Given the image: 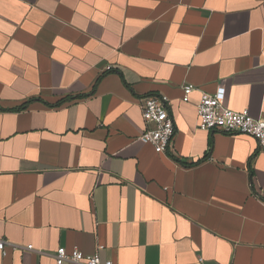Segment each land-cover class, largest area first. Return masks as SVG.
Wrapping results in <instances>:
<instances>
[{
    "label": "crops",
    "instance_id": "0c3cea01",
    "mask_svg": "<svg viewBox=\"0 0 264 264\" xmlns=\"http://www.w3.org/2000/svg\"><path fill=\"white\" fill-rule=\"evenodd\" d=\"M219 88L264 120V0H0V264H264V150L197 126Z\"/></svg>",
    "mask_w": 264,
    "mask_h": 264
},
{
    "label": "built area",
    "instance_id": "2783aa9c",
    "mask_svg": "<svg viewBox=\"0 0 264 264\" xmlns=\"http://www.w3.org/2000/svg\"><path fill=\"white\" fill-rule=\"evenodd\" d=\"M107 71L110 68H106ZM182 102L188 103L192 93L191 86L182 88ZM224 90L219 88L214 94H201L196 105L197 126L204 132H216L225 135L242 134L253 138L259 148L264 150V120L252 118L246 110L234 112L223 107ZM167 100L160 96H147L141 100V116L145 130L139 135L138 141L153 148L155 154L165 153L172 146L175 135L173 120L166 109ZM5 243L0 240V252H4ZM101 249V248H99ZM27 251L32 247L27 246ZM55 264H114L100 260L97 253L84 255L73 248L67 252L58 248L54 256Z\"/></svg>",
    "mask_w": 264,
    "mask_h": 264
},
{
    "label": "trees",
    "instance_id": "16d2710c",
    "mask_svg": "<svg viewBox=\"0 0 264 264\" xmlns=\"http://www.w3.org/2000/svg\"><path fill=\"white\" fill-rule=\"evenodd\" d=\"M22 110V108H17V109H14L13 111H20Z\"/></svg>",
    "mask_w": 264,
    "mask_h": 264
}]
</instances>
